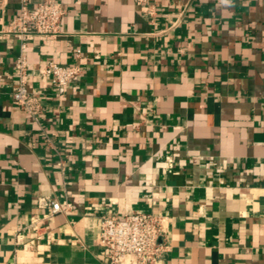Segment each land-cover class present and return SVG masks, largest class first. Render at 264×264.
Masks as SVG:
<instances>
[{"label": "crops", "instance_id": "obj_1", "mask_svg": "<svg viewBox=\"0 0 264 264\" xmlns=\"http://www.w3.org/2000/svg\"><path fill=\"white\" fill-rule=\"evenodd\" d=\"M60 1L62 33L29 43L38 122L0 36V264H113L101 216L140 209L165 216L160 264H264V0ZM49 61L81 69L60 96ZM42 196L73 208L29 244Z\"/></svg>", "mask_w": 264, "mask_h": 264}, {"label": "built area", "instance_id": "obj_2", "mask_svg": "<svg viewBox=\"0 0 264 264\" xmlns=\"http://www.w3.org/2000/svg\"><path fill=\"white\" fill-rule=\"evenodd\" d=\"M149 0H136L145 4ZM65 9L60 0H40L29 5V0H19V10L14 18L0 30L1 37H15L19 41V53L15 58L16 83L12 88L13 102L25 110L33 121H39L43 113L41 94L29 85V43L36 37L47 40L61 33ZM41 75L48 80L55 94L60 96L79 76L81 69L75 64L47 62ZM170 167L173 160L168 158ZM44 210L41 216H33L24 227L31 232L29 244H33L43 229L42 221L53 214L68 212L73 205L69 200L60 201L49 196L38 199ZM165 216L149 210H135L124 216L106 213L101 216L99 241L108 261L113 264H160L168 251ZM20 236V235H19Z\"/></svg>", "mask_w": 264, "mask_h": 264}]
</instances>
